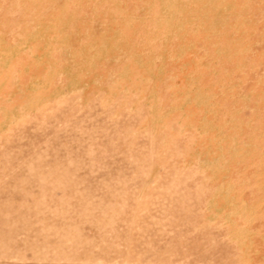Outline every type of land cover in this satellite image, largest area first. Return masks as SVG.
<instances>
[{"label": "rangeland", "instance_id": "rangeland-1", "mask_svg": "<svg viewBox=\"0 0 264 264\" xmlns=\"http://www.w3.org/2000/svg\"><path fill=\"white\" fill-rule=\"evenodd\" d=\"M0 264H264V0H0Z\"/></svg>", "mask_w": 264, "mask_h": 264}]
</instances>
